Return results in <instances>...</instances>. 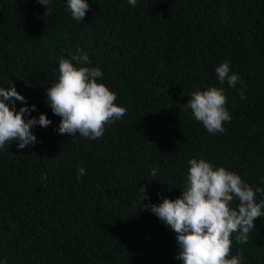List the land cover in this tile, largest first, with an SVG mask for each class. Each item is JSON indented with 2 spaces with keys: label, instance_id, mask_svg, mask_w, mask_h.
<instances>
[{
  "label": "trees",
  "instance_id": "16d2710c",
  "mask_svg": "<svg viewBox=\"0 0 264 264\" xmlns=\"http://www.w3.org/2000/svg\"><path fill=\"white\" fill-rule=\"evenodd\" d=\"M84 21L67 0H0V87L52 121L35 145L0 150V262L6 264H182L176 234L147 204L176 199L190 159L235 172L264 199V0H86ZM86 51L126 115L95 140L59 134L46 103L61 57ZM228 62L240 80L220 83ZM222 88L231 122L210 134L184 111L194 91ZM241 91L246 99H241ZM16 109L24 106L16 101ZM86 175L77 179V171ZM157 174L152 176V170ZM155 179V180H154ZM237 202H233L232 207ZM264 212V208H262ZM229 258L264 264V216Z\"/></svg>",
  "mask_w": 264,
  "mask_h": 264
},
{
  "label": "clouds",
  "instance_id": "9594fccd",
  "mask_svg": "<svg viewBox=\"0 0 264 264\" xmlns=\"http://www.w3.org/2000/svg\"><path fill=\"white\" fill-rule=\"evenodd\" d=\"M52 0H38L50 14ZM135 7L137 0H128ZM90 5L86 0H67V10L73 20L84 21ZM73 56L79 67L61 57L58 62V79L46 89V103L54 115L61 118L56 131L63 135L95 140L104 135L105 126L122 119L127 109L118 106L117 96L103 83V72L99 67H89L90 57L86 51ZM215 72L220 83L227 82L235 87L240 77L232 72L230 64L223 62ZM241 99H246L241 91ZM16 101L24 106L17 111ZM227 98L222 88L211 87L203 91H194L183 104L184 111L191 110L192 116L215 135L225 131L224 122H231V115L226 108ZM36 111V106H27L26 98L14 85L5 89L0 87V150H6L16 142L18 149L35 145L37 137L32 128H47L52 121L41 113L38 118L25 119ZM187 181L182 194L176 199L163 198L162 203L145 204L149 200L147 185L139 186L141 209L150 210L160 221L176 234L178 253L176 259L182 264H241V253L229 258L232 247L231 236L239 244L249 241L251 231L256 228L254 221L264 216V199L256 202L255 190L235 172L224 167H215L205 159H190ZM155 177L157 170H152ZM86 175L84 168L77 171V179ZM155 180V179H154ZM237 202L232 207L233 202ZM6 264V261L0 262Z\"/></svg>",
  "mask_w": 264,
  "mask_h": 264
}]
</instances>
